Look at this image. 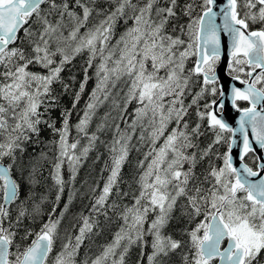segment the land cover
I'll use <instances>...</instances> for the list:
<instances>
[{"label":"snow or ice","instance_id":"1","mask_svg":"<svg viewBox=\"0 0 264 264\" xmlns=\"http://www.w3.org/2000/svg\"><path fill=\"white\" fill-rule=\"evenodd\" d=\"M96 3L97 0H0V264H76L81 245L100 226L97 219L82 216L75 242L71 235L66 236L62 250L50 262L63 212L56 219L50 215L38 232L25 229L20 234L23 219L32 213L21 201L13 222L9 208L20 198L22 181L29 186V199L36 195L34 188L43 162L51 163V177L59 192H63L65 183L61 172L65 163L75 179L82 159L87 158L98 140L95 133L89 135L87 131L93 110L101 102L97 92L107 100L109 88L118 84L121 91L125 87L126 91L123 106H116L126 112L133 102L138 105L129 127L133 131L141 127L140 139H147L150 150L138 165L143 169L137 180L138 194L134 193L133 203L123 205L119 213L122 226L99 255L85 259L83 264H107L109 257L117 256L118 249L119 258L112 264H125L131 245L139 242L143 248L146 236L152 237L147 264H169L170 254L177 249L182 250L183 264H261L258 257L264 254V156H253L255 167L245 157L256 152L253 144L264 150V86L257 87L264 85V26L251 29L252 24L264 25V0H226L218 11L213 10L216 0H200L198 4L191 0L182 9L189 22L173 27L171 32L168 25L177 18V0H106L109 7L103 9H97ZM94 12L102 19L88 27ZM218 17L221 23H217ZM121 21L125 28L117 36L116 27ZM82 28L86 29L83 33ZM177 31L179 35L172 34ZM221 33L231 40L229 69L236 73L232 79L245 85L242 89L231 88L232 107L242 113L238 130L213 111L215 100L204 105L205 111L199 110L198 102L205 92L213 96L217 92L216 87L207 86L217 83L215 67L220 59ZM184 34L187 41L182 38ZM84 51L88 52V67L99 58L97 85L83 118L75 125L78 136L69 143L71 112H63L62 126L57 128L55 122L42 119L44 112L40 109L43 106L48 111L55 105L52 84L61 80L64 65ZM57 54L59 62L54 59ZM193 56V67L186 69V62ZM35 68L44 71H34ZM241 73L246 78H241ZM193 77L202 78L203 86L185 105L182 97L186 90L190 91V84L198 82ZM87 79L86 75L80 84L76 102ZM167 97L171 99L166 102ZM237 101H247L251 106L240 109ZM193 105L197 106L198 122L190 127L184 117ZM223 107L221 101L219 108ZM205 120L215 135L201 149L196 141L203 135ZM173 121L176 127L169 131ZM42 124L58 134V139L51 141L56 155L50 158L42 149L25 162L26 145L40 143ZM103 127L99 125L97 131ZM116 131L118 135L109 148L110 175L92 204V212L106 219L108 209L119 207L108 201L132 139L119 125ZM237 131L239 142L232 139L226 152L215 151V146L225 140L221 133L236 137ZM80 134L87 137L88 143L77 153ZM233 145L240 150L239 165L233 162ZM213 157L222 165L215 164ZM206 159L207 168L198 174V164ZM181 198V212L189 222L202 217L194 227L184 230L187 240L174 239L162 231ZM40 199L45 197L41 195ZM59 199L58 194L57 202ZM35 211L38 213L39 205ZM149 213H155L150 223ZM29 237L33 238L26 243Z\"/></svg>","mask_w":264,"mask_h":264},{"label":"trees","instance_id":"2","mask_svg":"<svg viewBox=\"0 0 264 264\" xmlns=\"http://www.w3.org/2000/svg\"><path fill=\"white\" fill-rule=\"evenodd\" d=\"M163 3L164 0H161ZM178 7L177 18L168 25V30L171 32L173 27L179 25H187L189 22V17L184 15L182 9L186 3H190L191 0H177ZM200 0H196L198 4ZM165 6H167L165 4ZM47 7L46 5L44 6ZM97 9H103L109 7L106 3V0H97L95 5ZM79 11V9H77ZM199 9H197V12ZM195 15V13H194ZM102 17H98L93 13V16L90 17L88 27H92L95 24H98ZM259 24V23H258ZM254 28V24L251 25ZM257 26V25H256ZM264 26L260 24V28ZM27 27V25L25 26ZM125 25L121 21L116 27V35L124 31ZM86 29L82 28L81 33L85 32ZM174 35H179L177 31L172 33ZM65 35H67V30H65ZM20 36L23 37V30L20 33ZM182 38L187 41L188 36L184 34ZM55 45H53V48ZM54 59L59 62L61 59L60 55L57 54ZM196 57H190L186 62V69L193 67V62ZM88 52L84 51L71 60L70 63L64 65V70L61 72V80L56 82L60 87H62L72 99L69 112L71 116L69 118L70 134H69V143H71L75 138H77L78 133L75 125L79 123L80 119L83 118L84 112L86 111V106L90 102L92 97V92L96 89L97 77H96V64L99 63V58L93 61L92 67H88ZM34 71H44L40 68L33 69ZM235 74V73H233ZM87 75V83L84 86V91L80 93V99L78 102L75 101V96L80 92V84L85 81V76ZM193 80L198 81L195 84H190V91L186 90V94L182 97L184 104L188 105L191 103L193 95L200 91L202 85V78L193 77ZM68 85L65 89L64 85ZM217 88L216 95L213 96L210 92H205L204 96L199 100V110L205 111L204 105L210 104L213 100H217L220 96L219 85H208L210 89L212 87ZM121 85H117L116 88H109L110 95L107 100L103 99V93L97 92V95L100 97V101L97 103L96 108L93 110V115L91 121L89 122L87 131L89 135L95 133L98 136V140L95 142V147L92 148L87 158L82 159L81 164L78 167V170L75 174V179H72V173L69 170L68 164L65 163L62 167V177L64 180L63 192L58 191L57 185L54 184V181L51 177L52 165L50 162H43V167L41 168V174H38L37 179L39 183L34 188L36 195L29 199V186L26 182L22 181V190L20 193L19 200L10 206L9 211L11 219L15 222V218L18 212V205L23 201V206L27 208L29 213H32L31 216H26L23 219V226L18 229L20 234H23L25 229H30L33 232H38L42 225L48 222L50 215L52 219H56L60 216V213L63 212V218L60 221L58 228V238L54 244L53 252L49 257L51 262L52 258L55 257L57 253L62 250L63 243L66 242L65 237L71 235L73 237V243L75 235L78 234L79 226L82 223V216L92 215L95 219L99 221V227L93 229V233L89 234L88 238L85 239L84 244L81 245L75 260L76 264H83L85 259H94L99 255L104 246L111 243L114 235L119 231L120 227L123 224V221L120 219L119 213L122 210V206L125 204L133 203L132 196L133 194H138V184L137 180L140 173L143 169L139 168V162L144 160V154L150 150V143L145 139L142 141L140 135L142 129L140 126H137L135 130L129 125L135 119V108L138 106L135 102L127 106V111L122 112L120 107L116 105L123 106V96L126 91V87L121 91ZM171 97L166 98V102L170 100ZM115 101V103H114ZM75 102V107L73 103ZM242 108L247 107L246 104H240ZM197 106L193 105L188 109V115L184 117V120L187 121L190 127L195 126L198 122ZM122 117V118H121ZM42 119L51 120L55 122L57 128H60L63 123V117L61 116H43ZM146 124V121H145ZM99 125H104L103 129L97 131ZM119 125L122 132L127 133L132 136V139L129 144V155L124 163L120 176L117 181V185L113 188L112 194L109 197L108 203L111 204L115 202L119 207L115 210L108 209V218L106 219L103 215H98L92 212V204L95 201V197L101 193V190L106 182L108 176L110 175L111 167V153L109 148L112 145L114 137L118 135L116 131V126ZM176 124L173 121L169 125V131L172 128H175ZM41 133L39 136V144L29 142L26 145V152L24 153V161L27 162L30 156H38L39 152L43 149L47 152L50 158L55 157L56 155V146L51 144V141L58 139V134L52 132L51 129L47 128L46 125H41ZM216 131H219L217 129ZM201 135L196 141L200 148L203 149L207 147L214 140L215 133L213 130L209 129L207 126V121L205 120L202 123ZM167 134V133H166ZM147 137V132L144 133ZM222 136L225 137L224 141H221L220 144L215 146V151L219 153H224L228 150V143L231 141V133L223 132ZM80 145H78L77 153L83 146H86L88 143L87 137H84L82 134L79 136ZM33 139H36L33 137ZM162 143V140H161ZM189 151H193L190 149ZM253 154L249 155L246 159V162L250 166L255 167L253 164ZM214 163L217 165H222V161L215 159L213 157ZM106 165L108 167L106 168ZM147 161H145V167ZM208 166L207 159L200 162L196 168V172L199 174L203 172ZM187 167V165H185ZM18 175V173L16 174ZM26 175V173H25ZM95 189V192L93 191ZM128 193L127 196L123 195ZM60 195V199L57 202L56 197ZM43 195L45 199L41 201L40 197ZM71 197V199H70ZM183 203V198L178 201L176 209L172 213V219L169 220L167 226L162 230L163 234L171 235L174 239L187 240V236L184 233L186 228H191L195 226V223L198 222L202 217H197L195 221L189 222L187 216L183 215L181 212L180 205ZM36 205H39L38 213L35 211ZM65 206L67 210L65 211ZM53 209L55 211L53 212ZM155 213H149L148 221L151 222L154 219ZM145 228L148 227V223L145 224ZM33 237H29V240L26 243H30ZM19 240V236L17 237ZM147 243L141 247V244L138 242L131 245L128 253L125 255V264H147V256L151 254V236H146ZM123 243H127L124 241ZM184 251H187L184 248ZM120 249L117 250L116 257H109L107 264H112L113 259L119 258ZM143 252V256L141 253ZM261 260V264H264V254L261 257H258ZM169 264H183L182 261V250L177 249L176 252L170 254Z\"/></svg>","mask_w":264,"mask_h":264},{"label":"water","instance_id":"3","mask_svg":"<svg viewBox=\"0 0 264 264\" xmlns=\"http://www.w3.org/2000/svg\"><path fill=\"white\" fill-rule=\"evenodd\" d=\"M226 3V0H216V4L213 6L214 11H218V6L222 7ZM217 23H221L220 18H217ZM26 26V25H25ZM22 31V30H21ZM221 39V48H220V59L218 61V65L216 66V75H217V84L219 85L220 89V96L216 100V105L213 106V111L216 112L218 117H222L223 120L233 129L239 128V119L241 116V112H237L235 108L232 107L231 104V88L233 86L237 88H244L245 85L241 84L239 80H233L232 75L229 72V64L231 62V55H230V49H231V40L230 37H228L226 34L221 33L220 34ZM257 72H259V69H257ZM255 75V73H254ZM221 92L224 93V95H221ZM223 101L224 107L221 109L219 108V104ZM239 103H246L250 107L251 105L247 101H237V105L240 109ZM249 137L251 139V131L249 129ZM232 139H236L238 142L241 140V136L239 132L237 131V136L232 137ZM231 139V140H232ZM253 147L256 148V152L253 153L255 155L264 156V150H261L257 145L253 144ZM232 156H233V162L236 165L240 164L239 161V155L240 150L233 145L232 149ZM251 154V153H249ZM248 154V155H249ZM247 155V156H248ZM246 156V157H247ZM245 157V159H246ZM257 179V178H253Z\"/></svg>","mask_w":264,"mask_h":264},{"label":"rangeland","instance_id":"4","mask_svg":"<svg viewBox=\"0 0 264 264\" xmlns=\"http://www.w3.org/2000/svg\"><path fill=\"white\" fill-rule=\"evenodd\" d=\"M52 95L55 96L56 102L53 107H51L48 111H44L43 106L41 107V111L44 112L43 116H61L63 117L64 111H69L72 99L70 95L60 87L56 82L52 84Z\"/></svg>","mask_w":264,"mask_h":264},{"label":"flooded vegetation","instance_id":"5","mask_svg":"<svg viewBox=\"0 0 264 264\" xmlns=\"http://www.w3.org/2000/svg\"><path fill=\"white\" fill-rule=\"evenodd\" d=\"M257 25V26H256ZM260 28V24H254V28L251 26V29L252 30H257V29H259ZM216 66H217V64H216ZM216 68V67H215ZM245 70L247 71V70H249V69H247V68H245ZM230 74L233 76V75H236V73L235 74H233V73H231V71H230ZM240 76H241V78H246V77H244L243 76V74L241 73V74H239ZM261 86H264V85H257V87H261ZM240 104H246V103H239V106H240ZM247 105V107L249 106L248 104H246ZM241 107V106H240ZM247 107H245V108H247ZM242 108V107H241ZM231 139H232V135H231ZM253 153H251V154H249V155H252ZM248 155V156H249ZM253 155H255V154H253ZM247 156V157H248ZM247 157H246V159H247ZM246 159H245V161H246Z\"/></svg>","mask_w":264,"mask_h":264}]
</instances>
